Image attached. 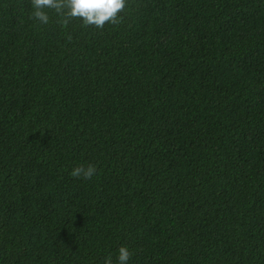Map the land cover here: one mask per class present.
Listing matches in <instances>:
<instances>
[{"label": "trees", "instance_id": "obj_1", "mask_svg": "<svg viewBox=\"0 0 264 264\" xmlns=\"http://www.w3.org/2000/svg\"><path fill=\"white\" fill-rule=\"evenodd\" d=\"M31 11L0 0V264H264V0Z\"/></svg>", "mask_w": 264, "mask_h": 264}, {"label": "clouds", "instance_id": "obj_2", "mask_svg": "<svg viewBox=\"0 0 264 264\" xmlns=\"http://www.w3.org/2000/svg\"><path fill=\"white\" fill-rule=\"evenodd\" d=\"M126 0H31L30 18L40 24L49 22L51 9L61 17V23H67L68 18H79L82 25H94L102 28L105 23H116L125 7ZM96 167L92 164L80 165L72 168L70 175L91 179L96 174ZM131 253L129 249L120 245L116 250L115 261L111 256L103 258V264H128Z\"/></svg>", "mask_w": 264, "mask_h": 264}]
</instances>
